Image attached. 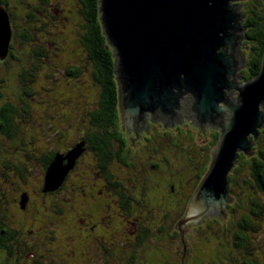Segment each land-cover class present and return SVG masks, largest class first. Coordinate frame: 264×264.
<instances>
[{"label":"trees","instance_id":"16d2710c","mask_svg":"<svg viewBox=\"0 0 264 264\" xmlns=\"http://www.w3.org/2000/svg\"><path fill=\"white\" fill-rule=\"evenodd\" d=\"M77 1L79 4L78 14L81 21L79 41L84 47L85 56L92 67L87 79H85V75L81 72L82 68L79 66V61L74 64H65L63 66L64 76L62 77L65 79V77H68L67 75H71L79 78L82 86L71 87L64 85L71 89L64 95H61L62 88L57 93L54 92L51 100H53L55 105L41 106L42 108L44 107V111L39 115L40 119L34 118V113L30 112L29 105L25 104L26 100L24 99L23 110L25 113L23 112L24 114L22 115L25 119L30 118H28L22 129H20L18 120L15 119V114L18 116L21 114L19 113L18 104L11 100H6L0 105V219L3 217H22L23 215L38 217L35 225L39 224V226L34 231L36 242L33 243V246L36 252L40 251L42 254L47 248H50L49 254H51L53 257L52 261H54L52 262L51 258L45 261L43 255L39 254L43 264L65 262L69 255L60 254L58 253L59 250L78 248L83 253V249L86 248L88 234L85 222H82L81 218L87 215L84 216L83 207L81 210L78 209L81 205L83 206L82 202L86 203L87 190L96 183L88 180L90 176L87 173H79L76 169L82 165V162L84 164L86 160L92 159L93 163L88 166L92 174L93 170L90 167L94 166V170H97L98 165H100L109 173L110 180L115 181V177L119 172L114 173L111 169L112 161L115 160L116 168L120 169L121 162L118 160L119 158L126 161L129 158L131 159L129 152L123 151L124 142L126 141L127 144L128 139L121 128L114 60L101 33L95 0ZM48 2L49 0H39V3L31 5V2L28 1L25 5L27 7L29 3V7L26 9L28 15L36 17L35 22L39 21L38 24H33L34 31L45 32L47 34L46 38L51 42L47 46L43 40L39 39L38 41L40 42L28 53L29 56L40 60L45 58L53 59L55 55L59 56L60 50V42L56 43L58 40L57 29L51 27L52 24L48 23V16L46 17L48 14L46 12ZM7 3L8 0H0V4L5 7H7ZM256 4L261 5V7L257 8L254 5L245 19V24L248 26L245 31V43L249 45L251 55L248 59L249 69L246 73L244 72V79L259 72L264 54V1L261 4H258V2ZM57 16L54 17L57 18ZM63 16H65V19L68 18L67 14ZM10 18H14L11 13ZM57 22H60V19L55 21L56 25ZM20 32L23 37L22 41L34 38V34H30L27 29H22ZM15 53L11 39L8 55L3 58V62L5 61L6 64H12L13 66L18 64V61L16 64L12 63L17 58ZM12 58L13 60L10 61ZM1 65L2 62L0 61V68ZM38 74V77H41L36 64L32 65L29 70L24 69L20 72L21 80L24 83L21 88L25 95H32V85L35 83ZM50 76L53 78L50 79L47 85H43V88H46L48 93L51 82L56 79L53 73H50ZM81 76L84 79H81ZM90 88L92 91H90ZM20 98L23 99L25 97L22 96ZM72 98L74 103L71 106L68 101ZM29 104L31 105L32 103ZM79 110L84 113L81 117L77 116V111ZM152 136H150V142L147 145L140 147L141 150L142 148L150 149V203L133 204L130 202L127 205L123 204V207H118L116 204L117 208H121L120 210L123 214V216L119 217H135L137 221L138 243H133L135 257L132 263L165 264L171 258H175L178 264H206L211 256L214 255L216 247L214 246L215 244L213 245L214 247L209 245L210 250L205 252L200 245L206 244V242L198 240L202 237L201 231L205 230L207 226H212L211 222L213 220L218 221V219L209 218L208 222L204 219L206 226H203L202 223L200 224L201 229L196 234L198 238L194 239L199 245H197L198 248L192 254L187 251L192 233L188 232L189 227L182 229L184 223L181 222L185 216L190 197L202 175L205 174L203 173L205 165L199 159L200 155H202V149L197 150L190 146V150H183V146L177 152L173 150L175 157L172 158L173 155L168 152L163 155L154 153V147L163 146L164 143L160 142L162 141L161 139L154 137V134ZM166 136L170 137L167 142L174 146L176 145L175 142H178L176 139L181 140L183 144L185 142L184 138L177 137L174 139L173 134H168V132H166ZM75 140L83 141V146L87 147V149L80 156L75 167L61 185L53 190H44L43 184L39 185L41 182L40 170L47 169L54 155L60 150L67 149ZM206 142L208 143L205 144L203 149L206 148V155L210 160L213 150L217 146L216 138H210ZM262 143L264 144V126L260 129V133L255 140L253 146L255 153L250 156V160L243 157V152H240L238 160L230 172V190H234L236 185L243 186L244 189L242 191L247 197V200H244V207H241L238 202L234 206L231 205V207L235 208L233 211H238V208L248 207L249 212L240 216L239 227L234 232L232 240L228 239V232L224 231L223 227L219 225L220 231L224 233L225 240L231 244V248L235 249L231 251L242 256V264H257L256 259L252 256V239L247 229L250 228L257 232V225L252 221L251 217H264V197L260 195V192L264 194V146ZM26 144L30 145V148H24L26 150L21 152V154L30 156L33 167H37L39 170L37 177H34L33 172L29 168L30 165L24 163L26 160L20 161L21 159H17L18 161H12L10 158L11 149L19 148L22 151L24 149L21 145ZM151 152L154 153V157H151ZM192 154L196 156L198 161L191 158ZM168 157L172 160L173 169L171 168V172L168 171V178L163 181L154 171H160V160L163 158L169 160ZM185 164L189 167L184 168ZM122 166L126 167L125 164H122ZM244 167L247 168V171L243 169ZM130 169L136 170L134 167ZM13 172L23 177L18 181L13 180ZM134 175L129 173L126 176L129 177L128 180H130V176L133 177L132 180L135 183L138 182L139 187L141 185L145 188L144 180ZM101 182L103 181H100L99 187H102ZM10 183L13 184V186L11 185L12 187ZM16 187H18L19 191L14 192ZM110 187L107 188L109 195L107 198L115 206L114 199L117 194ZM24 189L29 190L31 205L28 212L20 214L16 207L17 196L21 198L20 192ZM124 190L126 191L127 189L124 188ZM190 190L191 193L188 192ZM160 192L164 195H159L158 193ZM166 192L167 194L165 195ZM233 194L235 193L233 192ZM233 194L230 192V195L235 198ZM7 206L8 209L11 206V213L7 210ZM159 211H166L165 213L168 214L163 215ZM154 214L160 217H153ZM10 225V229L6 228V231L12 234L18 233L19 228L16 221H10ZM60 225L63 227L60 228ZM26 226L28 227V225ZM61 229L62 231L60 232ZM157 232H160L161 235L157 236L154 234ZM133 237L135 239L136 234ZM64 238H66V243L71 242L72 247L63 244ZM164 244H167V246L165 245V251L161 247ZM128 246L124 243L118 245L115 249L119 254V259L122 261H131L129 260V252H127ZM92 251L91 255L97 256L98 251L95 247ZM203 251L205 254H203ZM54 252H56L55 255L52 254ZM71 260L68 259V262ZM83 262L84 264H93L91 261L88 263L87 260Z\"/></svg>","mask_w":264,"mask_h":264},{"label":"water","instance_id":"95a60500","mask_svg":"<svg viewBox=\"0 0 264 264\" xmlns=\"http://www.w3.org/2000/svg\"><path fill=\"white\" fill-rule=\"evenodd\" d=\"M234 0H95L102 36L113 56L123 134L167 130L179 117L220 131L211 162L188 202L182 229L219 219L231 200L230 172L240 152L253 153L264 126V54L260 70L240 80L244 65L242 3ZM13 35L0 4V61ZM248 48V47H247ZM237 92L235 95L234 92ZM83 150L57 152L45 172L44 190L57 188ZM26 195H22L25 203ZM181 229V230H182Z\"/></svg>","mask_w":264,"mask_h":264},{"label":"rangeland","instance_id":"374dc122","mask_svg":"<svg viewBox=\"0 0 264 264\" xmlns=\"http://www.w3.org/2000/svg\"><path fill=\"white\" fill-rule=\"evenodd\" d=\"M30 1L31 5L32 4H37L39 3V0H8V3L6 4L9 13H11V15H13V19H11V24L14 25L12 27L13 29V37H12V41L14 44V51L16 52V56L17 58L13 60V58L10 60L12 61L13 64H16V62L18 61V64H16L15 66H13L12 64H6V62H2L1 68H0V80H2V82H0L1 85V89H2V94L0 95V105L6 101V100H11L13 102H16L18 104V108L20 109L21 113L19 116L15 114V119L18 120V124L20 125V129L23 128V126L25 125L26 121L28 120L25 119V117H23L22 114H24V110H23V100L25 99L26 102L25 104L29 105L30 108V112L34 113V118H39V115L44 111V107L42 108L41 106H46V105H55V103L53 102V100H51V97L53 95L54 92H58L61 89V95H64L66 93H68L71 89L69 87H66L64 85L67 86H71V87H79L82 86L81 80L79 78H76L74 76L71 75H67L68 77H65V79L62 77L64 76V72H63V66L65 64H74L76 63V61H79V66L82 68V73L83 75H85V79H87L90 71H91V64L89 62V60L87 59V57L85 56V50L84 47L82 46L81 42L79 41V33H80V29H81V25H80V17L78 14V9H79V4L77 0H49L48 5H47V10L46 12L48 13L46 15V17L48 16L47 20L48 23L52 24L51 27L54 29H57L56 35L58 34V40L57 42H60V50H59V56L55 55V58L53 59H49V58H45L43 60L37 59L35 57L29 56L28 53L32 51L33 47L36 46L37 43H39L40 40H43L45 45H49L51 44V42H49V39L46 38L47 34L43 31L40 30H36L34 31L33 28V24H38L39 21L35 22L36 17H30L28 15V12L26 11V9L29 7V3L27 5V7H25L26 3ZM246 3L243 4V11L244 14H249L250 9L252 7V4L256 5L257 8H260L261 5H257L256 3L258 2V4H261L262 1L264 0H244ZM16 14V15H15ZM37 14H39L37 12ZM64 14H67L68 18L65 19V16H63ZM57 16V18H55L54 16ZM247 15L245 17H247ZM61 17V18H60ZM58 19H60V22H57V25L55 24V21H57ZM16 22V23H15ZM22 29H27L30 34H34V38H29L26 39V41H22L23 37L21 36V30ZM62 29V31H61ZM60 33V34H59ZM51 35L54 36L53 33H51ZM246 42V39L243 43V45L247 46V47H243V51H244V57H245V63L243 67L240 68V72L242 73V71L244 70V72L246 73L249 69V63H248V59L250 58L251 52L249 49V45ZM247 44V45H246ZM23 51V52H22ZM22 54V55H21ZM32 54V53H31ZM23 56V58H22ZM21 58V59H20ZM20 59V60H19ZM38 65V70L40 71V75L41 77H38L39 74L36 76L37 78L35 79V83L32 85L33 86V92H31L32 95H25V92L22 91V88L24 83L21 80L20 77V72L24 69L29 70L30 67L32 65ZM43 65V67H42ZM50 73H53L54 76H56V79L54 81L51 82L50 84V91L49 93L46 92L47 89L43 88V85H47V83L50 81L51 77ZM62 77V78H61ZM81 79H84L83 76L80 77ZM240 80H244V78H239ZM63 86V87H62ZM90 87V86H89ZM91 89V88H90ZM92 91V89L90 90ZM94 91V89H93ZM25 97L23 99H21L20 97ZM34 102V103H33ZM29 103H32L31 105ZM74 100L73 98L71 100L68 101V104H70L71 106L73 105ZM53 111V110H52ZM24 112V113H23ZM56 113V112H54ZM84 113H82V110L77 111V116L81 117ZM34 124V123H33ZM40 126V125H39ZM38 126V127H39ZM157 127L150 133V136L153 137L152 135L154 134V137H157L159 139H161L164 145L163 146H155L154 147V153H160V154H164L166 152L171 153L173 156L172 158L175 157V155L173 154V150L174 151H178V149H182L184 146L183 150L189 149L190 150V146L196 148L197 150L202 149L201 154L200 155V160L201 162H203L204 168H203V173L206 172V170L208 169L211 159L209 160L207 155H206V148L203 149V147L205 146V144H207L208 142L207 139L209 137V132L206 135H198L199 130L196 126L190 125V124H181L180 126H177V128H170L167 129L166 131H163L162 126L158 123L156 125ZM49 127V126H47ZM166 132H168V134H173V138L176 139L177 137L180 138H184V144L182 143L181 140L176 139L178 142H175V146L172 145L171 143L167 142V139H169V136H166ZM162 137H164V139H162ZM169 141V140H168ZM180 142V143H179ZM263 144V143H262ZM45 145V144H44ZM264 146V144H263ZM21 147L24 149H29L30 145L26 144V145H21ZM189 147V148H188ZM19 150V148L15 149H11L10 150V158L12 161H15L17 159H21L20 161H22L23 159L26 160L24 163H27V165H30V169L34 174V177L38 176V168L37 167H33L32 165V160L30 158V156L27 155H23L21 154V152H25V150ZM14 150V151H13ZM182 152V151H181ZM199 152V151H198ZM153 152H151V157H154ZM255 152L253 151V153L249 154L250 156L252 154H254ZM169 158V157H168ZM191 158L193 160H197L195 155L192 154ZM248 158L247 160H250V157H246ZM92 159H88L86 160V162L76 169L77 172L81 173L84 172V174H88L90 177L88 178L89 181H94V183H96L94 186L95 187H99V183L100 181L103 179V177H98L95 178L92 175V172L89 170L88 166L93 163L91 161ZM18 161V160H17ZM197 163V162H196ZM32 165V166H31ZM185 167H189L188 165H184ZM96 168V167H95ZM172 160L169 158V160H165L164 158L160 160V171H154L156 172L163 181H165L168 178V171L171 172L172 171ZM114 173L116 172H120V169L116 168V161L113 160L112 161V168H111ZM244 170L247 171V168L244 167ZM204 175V174H203ZM202 175V176H203ZM12 177L13 180H20L23 176L22 175H16L14 172L12 173ZM33 177V178H34ZM2 179V178H1ZM191 179V178H190ZM13 186V184L10 183V186ZM11 186V187H12ZM244 189V187H240L238 185H236V188L233 190H230V192L233 194V192L235 194H233L236 198L232 197L231 200L228 202V205L225 206V209L223 211L220 212V217L217 220H213L212 226H207L205 228V230L201 231V235L202 237L198 240V241H203L206 242V244H201L200 247H202V249L207 252L210 250V246H214L216 247L214 249V255L211 256V258L209 259V262H207L206 264H242V256L240 254H234V252H232L231 250H235L234 248H231V244L229 242H227L224 238V233H222L220 231L219 225L223 227L224 231L228 232L227 233V237L228 239L232 240L233 236H234V232L236 231V229L239 227V223L238 221L241 219V215L243 213H248L249 209L248 207L245 208H238V211H233L235 208H232L231 205L234 206V204H236V202H238L241 207H244V200H247L246 194L244 193V191H242ZM18 187H16L14 192H17ZM189 193H191V190L188 191ZM159 195H164L161 192L158 193ZM167 194V192L165 193V195ZM260 195H262L264 197V194L262 192H260ZM240 199V201H239ZM264 200V198H263ZM111 202V201H110ZM112 206V211L111 213L115 215V217H119L118 213L120 212L119 209H117L116 205L114 206L113 203H110ZM153 204V203H151ZM80 206V205H79ZM82 205L79 207L78 210L82 209ZM161 212L163 215H167L168 213H165L166 211H159ZM153 217H160L157 216V214H154ZM44 218V217H42ZM121 219V217H120ZM252 221L255 222V224L257 225L258 231L254 232L253 230H251L250 228L247 229L248 234L251 237V241H252V246H253V254L252 256L256 259L257 264H264V217H259V216H254L251 217ZM207 222L209 220V218L206 219ZM204 226L206 221L202 220L196 224H193L191 226H189L188 228V232L192 233L189 234L192 238H190L189 243H188V253L192 254L196 251V249L198 248L197 245H199L197 242H195V238H198V236L196 235L199 232V229H201V224ZM87 226V224H86ZM177 226V223H176ZM206 226V225H205ZM63 226L60 225V228H62ZM172 230V229H170ZM65 234V233H63ZM157 236H160V232L154 233ZM121 235V234H119ZM65 237V235H63ZM62 237V236H61ZM63 244L65 246H71V242L66 243V238L63 239ZM167 244L162 245L161 247L163 248V251L166 250ZM210 245V246H209ZM213 246V247H214ZM50 248H47L44 252H43V258L45 259V261L53 260L51 254L50 253ZM203 251V254H205V252ZM112 258V257H110ZM113 259V258H112ZM54 262V261H52ZM165 264H178L177 260L175 258H171L169 261H167Z\"/></svg>","mask_w":264,"mask_h":264},{"label":"flooded vegetation","instance_id":"af4514ba","mask_svg":"<svg viewBox=\"0 0 264 264\" xmlns=\"http://www.w3.org/2000/svg\"><path fill=\"white\" fill-rule=\"evenodd\" d=\"M233 3L234 4L242 3L240 11L242 12V14H244L243 4H245L246 2L244 0H234ZM253 6L254 4H252L250 11L252 10ZM244 15L246 16L247 14ZM245 16L243 17L244 20L242 21V25L248 27L245 24V19H246ZM246 29L244 30V35H243L244 38L241 40L242 44L246 39V35H245ZM240 49H241V56L244 57L245 54L243 51V47L240 46ZM241 74H242V78H245L244 70L242 71ZM236 93L237 92L235 91L233 95H235ZM118 106H119V98H118ZM118 109L120 114V106L118 107ZM120 121H121V114H120ZM157 124L158 123L148 125V134H136V143L134 142L132 134H126L128 142L127 144L126 141L124 142L125 145L123 151L129 152L132 160L130 158H129L130 160L128 159L127 161L122 160L120 158L118 159L121 162L120 165L121 168L119 174H117L115 177V181L110 180L111 177L108 175L109 173L105 171L104 168H102L100 165H98L97 170H94V166L90 167V169L93 170L92 176L95 178H98L100 176L103 177V179L101 180L103 182H101L102 187H94V186L90 187L87 190L88 194L86 198V203L82 202L83 210H84L83 214L84 216L87 215L86 217L81 218V221L85 222V225L87 224L86 226V230L88 234L87 245L86 248L83 249L84 250L83 253L81 252L82 250H78V248H67V249L59 250L58 253L67 254L69 255V257L65 259V262H59L58 264H84L83 262L84 260L85 261L87 260L88 263L91 261L93 264H133L132 261L135 257L133 253L135 251V249H133V245L138 243L136 218L121 217L120 219V217H115V215L111 213L112 206L109 202L110 199L107 198V196H109L107 193L108 192L107 188L111 186L110 188L115 190L117 196L115 197L114 201H115V205L117 204L118 207H123V204L127 205L130 204V202H132L133 204L150 203V149L145 148L146 149L145 150L144 148H142L141 150L140 147H144L150 142L149 139L150 133L156 128ZM159 124L161 125V123ZM181 124H188L186 123V117H179V126ZM121 128H122V121H121ZM174 128H177V126ZM198 130L200 131V128H198ZM208 132H209V137L207 141H209L210 138H216V143H218L220 131L202 128V135H206ZM82 142L83 141L75 140L70 144L69 147H67V149H63L62 151L61 150L60 151L61 153H66L74 145ZM86 149L87 147L83 146V150L81 154L77 157L74 166L68 171L64 180L66 179L70 171L75 167L80 156L84 153ZM122 164H125L126 167H123ZM128 167L130 168L134 167L136 170L130 169ZM45 172H46V168L40 170L39 172V175H41L40 178L41 182L39 185L43 184L44 186ZM129 173L135 174L134 176L137 175L141 177L144 180V185L146 187L144 188L141 185L139 187L138 182L135 183L132 180L133 177L131 176H130V180H128L129 177H127L126 175ZM121 176L123 177L121 178ZM124 188H126L127 190L125 191ZM20 194H21V198L17 196L16 207H17V211L21 214L24 212H28L31 205V200H30L31 195L28 189H24L23 191L20 192ZM24 194L26 195V200L25 203H22L21 202L22 195ZM10 207L8 209L7 206V210H9V212L11 213ZM117 209L120 210L121 208H117ZM118 215L123 216L121 210L118 213ZM37 218L38 217H34L33 215L31 217H27V215L26 216L23 215L22 217H3L0 219V264H43L41 259L39 258V254L42 255V253L40 251L36 252V249L33 246V243L36 242L35 241L36 234H34V231L36 230L35 228H38L39 226V224L35 225V223L37 224L38 221L36 220ZM12 220L16 221L18 228L20 229V230L18 229V233L16 232L15 234H12L9 233V231L8 232L6 231V228L8 229L11 226L10 221ZM26 225H28V227ZM61 231L62 229L60 230V232ZM135 234L136 237L134 239L133 235ZM124 243L129 245L127 247V252H129V260L131 261H128L127 258H126L127 261L120 260L119 254L115 250L118 245ZM94 247L98 251L97 256L95 257L91 255L93 252L92 249H94ZM55 253L56 252L52 254L55 255ZM110 257H112L113 259ZM68 259H72L73 261L71 260L68 262Z\"/></svg>","mask_w":264,"mask_h":264}]
</instances>
